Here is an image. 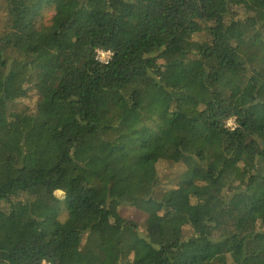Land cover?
<instances>
[{
  "label": "trees",
  "instance_id": "16d2710c",
  "mask_svg": "<svg viewBox=\"0 0 264 264\" xmlns=\"http://www.w3.org/2000/svg\"><path fill=\"white\" fill-rule=\"evenodd\" d=\"M2 4L0 264H264V0Z\"/></svg>",
  "mask_w": 264,
  "mask_h": 264
},
{
  "label": "rangeland",
  "instance_id": "374dc122",
  "mask_svg": "<svg viewBox=\"0 0 264 264\" xmlns=\"http://www.w3.org/2000/svg\"><path fill=\"white\" fill-rule=\"evenodd\" d=\"M57 9V12L56 10ZM71 7L68 6H63L61 3L59 5H51L44 10V21L49 22L52 18L55 20V22L58 23V20L61 19L62 16L68 15L70 12ZM4 21H5V13H4V5L2 4V0H0V33L4 27ZM205 39V36L203 33L198 35L197 37L194 38V40L197 41H202ZM34 100L35 97L33 96V93L30 92L29 96L25 99H22L20 102L16 104L17 108L19 109H28L32 110L34 106ZM132 116V115H130ZM183 169V166L179 165H173L169 162H159L157 164V173H158V178L160 180V184L158 186V191L168 189L172 187L175 184V178L176 175L180 173V171ZM57 197H62V194L60 192L56 193ZM142 209V208H141ZM137 205L135 206H122L120 209V215L124 216L127 219H134L139 222H141L144 217L145 213L143 212V209L141 210ZM66 217V212L63 209L60 212L59 215V220L64 221ZM110 246L104 247L101 251L100 254H108L110 250Z\"/></svg>",
  "mask_w": 264,
  "mask_h": 264
},
{
  "label": "built area",
  "instance_id": "2783aa9c",
  "mask_svg": "<svg viewBox=\"0 0 264 264\" xmlns=\"http://www.w3.org/2000/svg\"><path fill=\"white\" fill-rule=\"evenodd\" d=\"M111 53L109 51H104V50H96L95 52V59L101 63V64H106L109 59H110ZM226 127L230 128L231 130L234 129L235 124L232 119H229L226 121ZM47 264V263H43Z\"/></svg>",
  "mask_w": 264,
  "mask_h": 264
}]
</instances>
